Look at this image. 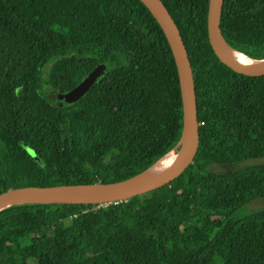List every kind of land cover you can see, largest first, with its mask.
I'll use <instances>...</instances> for the list:
<instances>
[{
  "label": "trees",
  "instance_id": "16d2710c",
  "mask_svg": "<svg viewBox=\"0 0 264 264\" xmlns=\"http://www.w3.org/2000/svg\"><path fill=\"white\" fill-rule=\"evenodd\" d=\"M161 1L193 73V162L126 201L0 210V264H264V207L235 215L264 197V162L213 169L264 159V76L236 73L214 54L208 0ZM220 28L232 49L264 59V0H224ZM102 63L78 100L48 99L44 79L62 94ZM181 134L175 62L140 0H0V192L121 181Z\"/></svg>",
  "mask_w": 264,
  "mask_h": 264
},
{
  "label": "water",
  "instance_id": "95a60500",
  "mask_svg": "<svg viewBox=\"0 0 264 264\" xmlns=\"http://www.w3.org/2000/svg\"><path fill=\"white\" fill-rule=\"evenodd\" d=\"M140 1L148 8L163 31L177 70L182 103V134L179 143L172 149L178 151L175 161L160 173L145 178L141 175L155 162L146 170L116 182L13 187L0 192V210L21 203L107 205L118 201H126L131 197L147 193L171 182L193 162L198 150L200 134L193 73L188 52L179 29L164 3L161 0ZM223 1L208 0L207 38L214 54L223 64L236 73L251 77L264 76V59H252L259 63L245 65L237 63L227 56L225 48L230 46L224 40L220 28ZM106 66L104 63L97 65L71 90L59 95L67 102L78 100L102 75L107 68ZM177 148L178 150H176Z\"/></svg>",
  "mask_w": 264,
  "mask_h": 264
},
{
  "label": "rangeland",
  "instance_id": "374dc122",
  "mask_svg": "<svg viewBox=\"0 0 264 264\" xmlns=\"http://www.w3.org/2000/svg\"><path fill=\"white\" fill-rule=\"evenodd\" d=\"M49 65L50 64H47L43 67V70H42V77L43 78H45L47 75V70H48ZM106 67H108V66H106ZM43 87H44L43 89L47 91L48 99H50L51 101H55V100L57 101L61 98V96L57 92L50 89L49 84H48V82L45 81V79L43 80ZM260 162H264V159H248V160H243V161H240L238 163L231 164V165L215 166V167H213V169L220 171V172H226V171H231V170L243 168L249 164L260 163ZM263 207H264V197L250 202L249 204H247L243 208L239 209V211L235 215L239 216L243 213L252 212L256 209L263 208Z\"/></svg>",
  "mask_w": 264,
  "mask_h": 264
},
{
  "label": "bare ground",
  "instance_id": "6f19581e",
  "mask_svg": "<svg viewBox=\"0 0 264 264\" xmlns=\"http://www.w3.org/2000/svg\"><path fill=\"white\" fill-rule=\"evenodd\" d=\"M226 54L227 56L237 63L245 64V65H254L259 62L250 59L245 54L239 53L238 51L231 49L230 47H226ZM178 151H169L164 156H162L157 162H155L146 172H144L141 177H150L152 175L158 174L167 167H169L177 158Z\"/></svg>",
  "mask_w": 264,
  "mask_h": 264
}]
</instances>
